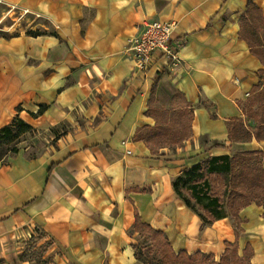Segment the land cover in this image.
Masks as SVG:
<instances>
[{
  "label": "crops",
  "instance_id": "1",
  "mask_svg": "<svg viewBox=\"0 0 264 264\" xmlns=\"http://www.w3.org/2000/svg\"><path fill=\"white\" fill-rule=\"evenodd\" d=\"M250 4L262 39L264 0H0L53 27L0 35V130L19 117L51 139L0 165V264H38L37 252L50 264H144L138 219L176 253L220 260L236 242L231 218L203 227L172 182L207 158L264 152V138H229L236 119L253 131L245 111L262 105L264 64L241 23ZM150 21L175 23L184 40L175 70L136 69L128 47ZM239 216L238 253L249 244L264 264V206Z\"/></svg>",
  "mask_w": 264,
  "mask_h": 264
},
{
  "label": "trees",
  "instance_id": "2",
  "mask_svg": "<svg viewBox=\"0 0 264 264\" xmlns=\"http://www.w3.org/2000/svg\"><path fill=\"white\" fill-rule=\"evenodd\" d=\"M258 22L259 19L253 15V5H248L247 11L241 19L242 29L246 27L247 31H249L246 34V38H248L252 50L261 57L264 64V36L262 39L258 36ZM27 34L40 36L46 33L30 31ZM261 74L264 79V69L261 71ZM261 83L262 81L260 85ZM256 97L261 99V107H264V90L257 94ZM153 98L152 96V101ZM251 106V102L248 103V109L245 111L248 115L251 114ZM32 131H34V128L19 117H16L10 125L0 130V165L6 163L9 157L6 152L7 150L4 148L9 144L18 142L23 135ZM251 131L252 129L246 127L244 122L236 119L230 122L229 138L231 141L237 142L250 140L253 136L257 139L264 138V128L262 125H256L253 131ZM176 133L177 136H181L184 130H180V126L177 125ZM181 141L182 139L175 140L176 143H180ZM213 147L225 149V146L219 143H214ZM15 153H17V149H14ZM226 176H230L228 183H226ZM172 185L177 196L184 201L187 207L199 215L203 227L210 226L215 221L226 217L231 218L235 229L236 242L234 244L226 243L227 249L220 258V261H214L213 263L222 264L227 260L230 251L233 250L234 259L237 262L251 264L253 250L249 244L243 250V257H239L238 255V240L244 234L242 228L243 220L240 218L239 213L243 208L253 203L264 206V152L239 151L232 156L226 154L207 158L185 169L173 180ZM228 189L230 192L227 199L228 213H226L224 211L223 198ZM194 201L199 205L201 213L195 210L196 204H194ZM136 230L140 235H142V231L148 232L151 243L159 245L161 252H163L162 246H164L171 257L172 264L179 263L183 259L193 262L198 260L203 262L204 259L215 260L214 256L205 255L200 252L193 255H189L186 251L176 253L164 233L152 229L149 225L142 224L139 219L136 224ZM45 248V246L42 247L40 251L44 252ZM138 248H140V244L135 246L136 250ZM135 255L138 258L136 253ZM50 263L51 259H48L38 264Z\"/></svg>",
  "mask_w": 264,
  "mask_h": 264
},
{
  "label": "rangeland",
  "instance_id": "3",
  "mask_svg": "<svg viewBox=\"0 0 264 264\" xmlns=\"http://www.w3.org/2000/svg\"><path fill=\"white\" fill-rule=\"evenodd\" d=\"M0 21H1L0 35H3V36H11V35H17L21 33H28L30 31H39L42 33H49L53 31V27L47 19L28 14L24 11L14 10L6 6H0ZM256 103L259 104L260 101H257ZM251 111H252V115L250 116V119H254L256 122V125H261V123L264 122V107H261L255 110L251 109ZM250 128L252 129L253 127L250 126ZM263 136H264V133H263ZM50 142H51V139L49 138V136L45 135L42 132L34 130L26 135H23L19 139L18 142L7 145L4 149L7 150L6 152L10 156L14 154V149H17V152H19L25 146L27 147L31 146L33 150H31L29 154L36 155L35 147L37 148L38 144H41L42 146H46V145H49ZM200 143L204 145L205 147H209L212 145V143H210L206 139H201ZM232 155L233 153L231 154V156ZM229 179H230V176H226V181H227L226 183L229 182ZM229 192H230L229 189L226 190L225 197L223 198L224 211L226 213H228L227 199H228ZM194 204H196L195 201H194ZM195 210L198 213H201V210H199V205L197 204L195 206ZM225 223L229 224V221L225 220ZM139 244H140V248L136 250V254L138 255V258L142 262H144V264H172L171 257L168 254L165 247L162 246L163 252H161L159 245L151 243V239L149 238L148 232L142 231V235H140ZM238 255L239 257H243V253L242 255L238 253ZM33 256L38 263L41 261H46V260L41 259L39 252L34 253ZM214 261L219 262L220 260L211 261V260L204 259L203 262H201L200 260L193 262V261H188L186 259H183L179 263H173V264H214L213 263ZM222 264H248V263L237 262L234 259V251L231 250L228 255L227 260L223 262Z\"/></svg>",
  "mask_w": 264,
  "mask_h": 264
},
{
  "label": "built area",
  "instance_id": "4",
  "mask_svg": "<svg viewBox=\"0 0 264 264\" xmlns=\"http://www.w3.org/2000/svg\"><path fill=\"white\" fill-rule=\"evenodd\" d=\"M175 30L176 25L172 22L150 21L144 24L128 47L138 71L146 74L157 65L169 70L179 66L180 51L185 42L175 36Z\"/></svg>",
  "mask_w": 264,
  "mask_h": 264
}]
</instances>
